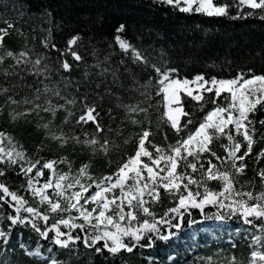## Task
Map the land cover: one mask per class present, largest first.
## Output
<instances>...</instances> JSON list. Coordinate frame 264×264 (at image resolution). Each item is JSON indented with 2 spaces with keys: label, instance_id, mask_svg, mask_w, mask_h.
<instances>
[{
  "label": "snow or ice",
  "instance_id": "snow-or-ice-1",
  "mask_svg": "<svg viewBox=\"0 0 264 264\" xmlns=\"http://www.w3.org/2000/svg\"><path fill=\"white\" fill-rule=\"evenodd\" d=\"M151 2L189 15L264 21V0ZM17 4L18 12H23L26 6L31 11L28 0H17ZM46 15L50 17L51 12ZM47 31L49 35L41 43L45 49L58 53L54 69L46 62L47 53L35 54L33 58L30 51L15 52L9 48L7 38L13 32L24 33L12 21H2L0 75L24 81L26 74L37 79L35 83L22 85L30 89L31 95L21 99H17L19 92L16 91L21 85L0 84V113L7 107L8 115L16 120L33 114L40 117L44 112L52 119L42 125L38 122V126L43 128L47 138L58 142L60 147L74 141L91 149L93 157L97 153L109 157L121 145L105 132L98 110L100 105L89 102L87 94L77 97L68 91L73 84L72 72L84 62V57L75 50L82 38L72 35L66 47L59 49L50 42L51 29ZM125 32L124 24L115 29L114 45L133 64L143 65L148 71L146 82L135 89H144L140 91L143 99L135 104L119 105L124 109L125 119L140 126L135 137L123 140L124 145L135 141L133 152L117 164L114 172L95 176L91 171V158L73 170L67 157L40 156L43 142L36 147L35 155H30L11 134L0 131V178H5L9 171L22 178L15 189L6 179H0V257L10 250L13 232L20 228L30 229L38 237L34 248L24 243L19 245L23 255L35 264H70L69 260L58 259L53 248L77 260L85 257V264H98L97 257L99 264H116L118 259L121 264H127L123 254H140L144 264H158L155 256L143 255V252L154 249L158 242L168 244L179 240L185 225L194 229L192 234L195 235V226L214 220L225 224L235 221L237 225L256 229L261 235L254 237L247 262L218 248L210 255L197 256V264H264V166L254 169L253 179H240L247 174L249 159L256 165L264 161V115H261L264 113V72L248 69L230 78L204 73L182 77L178 68L168 66L163 59L151 63L123 35ZM110 58L111 53L91 67L98 69L101 76L111 73V84L115 86L120 80V68L108 65ZM119 63L124 66V72L129 71L123 59ZM54 72L66 74L60 75L59 83H63V88L59 83L55 86L45 83L52 80ZM131 78L139 83L134 74ZM90 79L91 73L85 69L82 83L88 85ZM99 87L97 84L96 88ZM80 88L81 82H77L75 91L80 92ZM149 88L154 90V95L147 91ZM104 93L113 94L108 87ZM97 96L103 98L99 93ZM157 97L159 99H155ZM189 101L194 102L195 111L204 113L199 120L193 119L194 113L187 110ZM21 106H25V110L16 111ZM152 108L158 113V124H166L175 133L174 143L161 146L151 139L156 134L151 127ZM61 111L66 113L63 124L74 121L73 126L82 130L81 136L69 135L62 128L59 133L53 130L59 127L54 126L53 121ZM141 115L142 119L134 118ZM89 124L93 126L91 132L84 128ZM107 131L122 135L119 126L109 127ZM164 139L167 141L166 134ZM216 142H220L218 147L223 154L217 152ZM257 144L261 147L254 151ZM60 165H65L66 170ZM255 178L259 179L258 191L254 190ZM236 230L239 231V227ZM40 241L49 243L47 255ZM236 247L230 241V248ZM0 264H4L2 259ZM168 264H176L175 258L170 256Z\"/></svg>",
  "mask_w": 264,
  "mask_h": 264
},
{
  "label": "trees",
  "instance_id": "trees-1",
  "mask_svg": "<svg viewBox=\"0 0 264 264\" xmlns=\"http://www.w3.org/2000/svg\"><path fill=\"white\" fill-rule=\"evenodd\" d=\"M28 5L31 6V11L26 6L23 12H18L17 0H2L0 26H2V21L7 19L24 33L20 35L18 32H13L7 38V46L15 52L30 51L33 58L35 54L47 53L49 59L46 62L54 69L57 67L55 61L58 53L45 49L41 43L43 38L49 35L47 30L51 29L50 42L59 49L66 47V41L72 35L81 36L82 39L75 50L84 57V62L72 72L73 84L68 91L77 97L87 94L89 102H96L100 105L98 110L101 113V123L105 126V132L121 147L113 150L109 157H104L100 153L93 157L91 149L83 148L74 141L60 147L58 142L47 138L43 128L38 126V122L42 125L52 117L41 112L40 117H44L43 120L35 114L20 116L12 120L8 115L10 109L7 107L0 113V131L11 134L30 155H35L36 147L43 142L44 149L39 153L40 156L47 159L67 157L72 163L73 170L78 169L82 163H87L91 158L93 175L110 174L115 171L117 164L134 149V140L127 145L123 144V140L135 137L140 126L133 125L130 120L125 119L124 109L119 105L135 104L143 99L140 91L144 89L140 91L135 89L146 82L145 77L148 71L144 70L143 65L133 64L129 57L124 56L114 45L115 29L120 24L126 26V32L123 35L130 39L151 63H159L163 59L168 62V66L178 68L182 77L191 78L197 73H204L207 76L230 78L237 72H246L248 69L256 73L264 72V21L257 18L230 20L189 15L167 6L153 4L151 0H28ZM48 11L51 12L50 17L46 15ZM109 53H111V58L108 65L112 68H120L118 73L120 80L115 86L111 84V73L101 76L98 69L91 67L98 61H103ZM122 59L129 69L128 72H124V66L119 63ZM8 63L11 61L9 60ZM85 69L91 73L88 85L82 83ZM17 71L20 70L17 69ZM133 74L139 83H134L131 78ZM60 75L66 74L61 73ZM60 75L54 72L52 80L45 81V83L55 86L60 82ZM36 79L26 74L24 81H21L19 77L5 78L0 75V84L8 87H11L13 83L21 85L16 89L19 92L17 99H21L24 95H31L30 89L22 85L35 83ZM77 82H81L78 93L75 91ZM97 84H100L99 88H96ZM121 84L124 87H120ZM38 86L43 87V85ZM59 86L63 88L64 85L59 83ZM105 87L110 88L113 94H105ZM147 91L154 95L153 89L149 88ZM97 93L103 98L99 99ZM54 102H56L55 99ZM59 102L63 103V101ZM193 104L194 102L189 101L186 108L194 113L193 119L199 120L204 113L195 111ZM208 107L210 108L211 105ZM24 110L25 106L16 109L18 112ZM109 111L111 115L108 114ZM150 112L151 127L156 133L151 139L161 146L174 143L175 133L166 124H158V113L155 108L150 109ZM65 115L63 111L57 113L53 125L59 127H54L53 130L59 133L62 128L69 135L81 136L82 130L78 126H73L74 121L73 124H63ZM134 118L142 119V115ZM118 126L122 132L120 136L107 131L109 127L116 129ZM157 127L160 131H157ZM84 128L89 132L93 130L91 124ZM165 134L167 141L164 139ZM219 143L216 142L214 146L218 153L223 154L222 149L218 147ZM260 147L261 145L257 144L254 151H258ZM247 163V174L240 178L241 181L253 179L254 169L264 166V161L261 165H256L254 160L249 159ZM60 168L66 170L65 165H60ZM0 179H6L13 189L22 183V178L12 171H9L5 178ZM255 184L254 190L258 191V178H255ZM22 194L28 195L27 193ZM164 203L167 204L166 199ZM159 210L162 209L158 208ZM193 215L200 219L197 212ZM237 227L239 231L236 230ZM193 231L194 229H188L185 225V231L180 233L179 240L169 241L168 244L158 242L154 249L145 250L143 255L155 256L158 264H168L170 256L175 258L176 264H197V256H207L218 248H223L225 253L232 252L239 260L247 262L254 237L261 235L256 229L237 225L235 221L225 224L209 220L203 225L195 226V235L192 234ZM37 239L36 234L30 229L17 228L13 232L10 250L0 259L4 264H35L33 260L23 255L19 245L24 243L34 248ZM230 241L237 245L235 249L230 248ZM40 243L44 246V254L47 255L46 249L50 246L49 243L47 241H40ZM53 252L57 254L58 259L69 260L70 264H85L86 262L85 257L77 260L75 257H69L67 252L56 248H53ZM96 259L99 264L100 258ZM123 259L127 261V264H144L140 254H123ZM116 264H121V261L118 259Z\"/></svg>",
  "mask_w": 264,
  "mask_h": 264
}]
</instances>
